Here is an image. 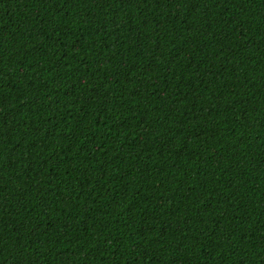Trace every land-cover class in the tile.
Returning <instances> with one entry per match:
<instances>
[{
  "label": "trees",
  "instance_id": "16d2710c",
  "mask_svg": "<svg viewBox=\"0 0 264 264\" xmlns=\"http://www.w3.org/2000/svg\"><path fill=\"white\" fill-rule=\"evenodd\" d=\"M0 264H264V0H0Z\"/></svg>",
  "mask_w": 264,
  "mask_h": 264
}]
</instances>
